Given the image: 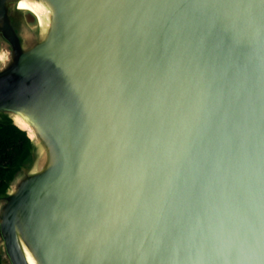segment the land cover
Listing matches in <instances>:
<instances>
[{"label":"water","instance_id":"1","mask_svg":"<svg viewBox=\"0 0 264 264\" xmlns=\"http://www.w3.org/2000/svg\"><path fill=\"white\" fill-rule=\"evenodd\" d=\"M0 57V264H264V0H0Z\"/></svg>","mask_w":264,"mask_h":264},{"label":"trees","instance_id":"2","mask_svg":"<svg viewBox=\"0 0 264 264\" xmlns=\"http://www.w3.org/2000/svg\"><path fill=\"white\" fill-rule=\"evenodd\" d=\"M29 140L25 133L13 125L0 124V190L23 156Z\"/></svg>","mask_w":264,"mask_h":264},{"label":"snow or ice","instance_id":"3","mask_svg":"<svg viewBox=\"0 0 264 264\" xmlns=\"http://www.w3.org/2000/svg\"><path fill=\"white\" fill-rule=\"evenodd\" d=\"M20 7H21V8H23V7H27V5L21 3V4H20Z\"/></svg>","mask_w":264,"mask_h":264},{"label":"clouds","instance_id":"4","mask_svg":"<svg viewBox=\"0 0 264 264\" xmlns=\"http://www.w3.org/2000/svg\"><path fill=\"white\" fill-rule=\"evenodd\" d=\"M5 58L4 57H0V61H3Z\"/></svg>","mask_w":264,"mask_h":264},{"label":"bare ground","instance_id":"5","mask_svg":"<svg viewBox=\"0 0 264 264\" xmlns=\"http://www.w3.org/2000/svg\"><path fill=\"white\" fill-rule=\"evenodd\" d=\"M24 4V3H23ZM38 8H40V7H38Z\"/></svg>","mask_w":264,"mask_h":264}]
</instances>
